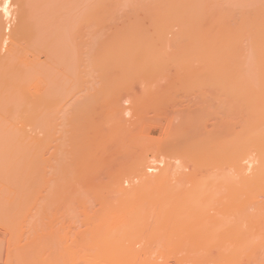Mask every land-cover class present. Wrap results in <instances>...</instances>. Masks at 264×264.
I'll use <instances>...</instances> for the list:
<instances>
[{
    "label": "rangeland",
    "instance_id": "rangeland-1",
    "mask_svg": "<svg viewBox=\"0 0 264 264\" xmlns=\"http://www.w3.org/2000/svg\"><path fill=\"white\" fill-rule=\"evenodd\" d=\"M222 1H219L221 6L218 8L221 12L217 10L221 13L220 15L217 14L216 10L213 11L216 3L215 5L211 4L210 9L212 8L214 16L210 17L211 10L208 14L210 20L211 18L214 19L210 21L206 18L210 22L205 18L202 20V28L199 32L207 35L204 34L206 40L208 36L211 38V33L206 31L209 28L206 27L207 23L209 22L211 25V22L217 19L218 15L221 16V18L218 17V20H221L222 24L216 21L217 26L214 23L216 28L219 27L218 23H220L222 31L229 29L228 27L233 29L232 25L229 26V24L235 23V27L239 24V17L242 13L239 10L242 9L240 4H243L242 6L246 10L245 5L249 9V5L257 7L259 5L256 6V4L261 3L252 0V3L249 4L251 0L245 1V3H243L244 1L238 2V0L235 3L238 2L239 7L236 8L235 3H230L234 0ZM12 2L13 0H9L6 11H4L2 9L4 0H0V13L4 15L2 22L5 20L0 31V36H2L1 48L3 49H0L2 51L1 57L6 53V48L11 47L14 34L9 33H13L11 28L14 29L18 23L19 18L16 19L17 16L15 15H17L18 10H22L17 9L18 6L14 5L17 4L16 1H14L15 3ZM107 2L100 3L103 5L102 8L100 4L98 6L95 4V6L91 2H84L85 4L70 2L69 4V19L75 20L85 13H91L92 17L88 24L84 25L85 30L80 25L79 28L83 29V32L79 33L80 31L76 30V43L74 40L71 43L69 39L68 43L73 49V52L70 49L69 54L71 53V56H69L71 59H75V62L72 60L73 64L68 66L70 69L65 71L68 72V78L63 76V79L69 80H67L66 87L72 83H77L75 81L79 80L80 76L83 86H78L79 89L74 93L75 97L72 96L73 91L72 93L69 92L71 93L70 97H68L69 93L65 94L68 96L64 95V100L65 97L67 98L65 102L62 99L65 107L61 102L60 108L63 112L57 113L54 126L49 128L51 130L48 128L34 129L26 124L28 127L24 125L26 128L19 131L15 130L16 133L15 131L1 132L2 135L4 133L3 136H17L16 134L20 132L21 135L30 140H26L28 142L24 143H0V191L3 190V192L1 191L2 196L0 195L2 198H0L2 200V202L0 201V215L2 216H0V264H264V195L260 191V184L255 179L256 175L253 176L257 173L254 169H258L260 162V155L257 156L258 152H256L258 147L251 148L257 146L254 143L253 146L248 147V150L246 149L247 151L243 156L236 157L233 147H230L231 141L229 139L241 131V127L248 120L247 118L250 120L252 116L251 108L248 109L249 114L247 113V115L246 109L248 107L243 109L240 103L242 100L238 102L239 99L243 98L245 89L240 88L236 91L237 86L235 88L233 83L229 87L230 81L225 73L222 72L223 74H221V69L218 70L219 61H216L219 66L214 63V65L209 66V63L202 65L200 61L197 64L194 62L195 66H191L190 70L186 65L187 62H185V58L190 56L188 45L184 47L186 48L185 51L182 49L183 52L177 50L178 48L173 45L176 40L173 41L176 37L173 33L177 34L181 29L178 27L177 30V26L176 29L171 28L173 29L171 35H169V31L165 34L166 39L163 41L170 47V49L164 48L166 52H163L167 59L164 62L167 63H164L163 67L158 66L159 68L156 65L146 67L140 63L134 67L133 71L132 68H129L133 74L124 79L126 78L125 72L129 69L122 67V65L115 66L111 57H108L111 54L109 47L115 37L114 34L119 33L125 24L130 23L128 21L130 17L132 18L130 20H133L134 16H129V14H132L131 11L134 10L129 11V9L133 8L134 4L132 5L129 1L126 2L131 3L132 6L128 3L119 4L111 0L109 3ZM205 2L210 5V2ZM214 2L217 1L214 0ZM226 3L230 7H234L232 10L236 14V16L234 14L231 17V20L230 18L224 19L226 22L229 20V24L222 20L224 14L221 7L224 5L226 8ZM19 6L21 8V4ZM149 7L154 6L151 4L148 9ZM254 7L250 8L251 11ZM73 8L74 10H72ZM228 9L231 10V8ZM226 10L225 14H227ZM248 11L250 12V10ZM144 12L145 10L138 14L139 23H145L143 24L144 27L148 23L152 25L148 12ZM234 17L238 22H235ZM141 18H148L150 21L145 19L146 22H141L143 20ZM133 21L136 22V19ZM222 21L225 23L223 24ZM149 24L148 26H150ZM210 25L208 24V26ZM173 26L175 27V24ZM235 27L234 29L238 26ZM16 29L13 31L15 32ZM82 33L84 38L81 37ZM77 35H80L81 38L79 39L83 40L77 39ZM3 37L7 39L5 40ZM224 39L221 37L224 42L220 41L225 49ZM246 41L245 44L247 45L242 43V46L248 51L249 43ZM22 45L25 43L22 42ZM87 46L93 47L86 48ZM96 47L98 48L96 49ZM223 47H221L222 50ZM89 49H93V51L90 52ZM209 50L204 52L202 49L199 54L204 53L202 57L205 59L206 54L209 57L212 54L208 52ZM235 50L234 52H236ZM167 51H170L168 52L170 57L166 55ZM232 52L231 55H226L224 52L225 55H221L223 60L219 58L224 61V56H230L229 58L232 60L231 58H234ZM104 53H108V60L110 59L112 63L108 62L106 56H103ZM181 53L184 56H180ZM30 54H28L29 60H33L34 56V62L39 59L38 63L41 64L42 61V63H46L45 54L38 53L39 58L37 59L33 53L32 57ZM220 54L216 55L217 59H214L219 60ZM73 56L74 58H72ZM177 56L180 57L177 59ZM183 57L185 61H182ZM212 59L210 63L213 62ZM225 60L230 61L229 59ZM78 61L80 64L82 62L83 69L76 65ZM176 61L178 62L177 65L180 66L176 67ZM98 62L100 63L98 64ZM226 62L223 64L226 65ZM73 66L79 70L74 69ZM139 66L141 67L139 68ZM58 68L61 69L59 71L62 73L64 68L62 66ZM161 68L163 70H160ZM176 69L180 72L182 70L181 74ZM194 69L195 71H193ZM216 69L220 74L216 72ZM239 83L241 84V82ZM219 84H222L223 88ZM212 86L215 88L213 89ZM225 87L227 88L225 89ZM232 88L235 91H232ZM226 91H228L229 97L226 95ZM229 92L232 95L235 94L234 96L242 94L241 96L237 95V97L239 96L238 100L235 98L238 105L234 104V101L232 102L233 99H230L231 93ZM218 94L219 96H217ZM95 98L96 100H94ZM239 105L243 110L240 109ZM65 111L66 113H64ZM79 111L82 114H79ZM83 114L85 115L82 116ZM117 120L120 126H116L118 125L116 124ZM128 122L130 126H128ZM18 126L22 128L23 125L19 124ZM215 131L217 134L214 133ZM175 132H177L178 137L174 135ZM193 132L195 135H192ZM189 135L191 136L189 137ZM199 141L201 142L199 143ZM190 142L193 144L191 145ZM16 143L18 144L16 145ZM222 145L228 146L227 149H223ZM31 147L32 149H30ZM219 150L222 154L223 152L224 154L227 153L230 161L231 159L239 160V164L235 168L234 164L233 167L229 166L225 162L227 158L224 154L216 162L217 159L215 158L219 159L217 156L221 153ZM76 154H78V158ZM88 154L91 155H89L90 161H86L87 156L85 155ZM15 157L16 159H14ZM73 157L77 159V162ZM43 158L44 162L42 161ZM83 158L84 162L82 161ZM73 162L76 163V166ZM24 163L25 165H23ZM141 163L143 166L139 167ZM42 165L46 168V170L43 168L45 172L40 169L43 167ZM62 165H66V169ZM217 165L218 167H215ZM8 166L13 167L11 169ZM24 166L25 170L22 168L21 170L26 178L22 177L19 181L18 179L21 177L20 167ZM76 167L78 168L76 169ZM7 168H9L10 175L13 172L12 177L8 175ZM67 168L69 169L67 170ZM141 168L144 170L143 173L139 172ZM13 177H18V179L15 180ZM27 177L33 179L35 183L34 185L30 180L29 184H33L30 188L29 184H24V182L28 183ZM227 178L229 179L227 180ZM12 180L15 182H11ZM67 180L70 182L68 183ZM17 181L19 185L22 184V187L18 186ZM257 184L260 187L256 190ZM23 186H25L24 189ZM248 186H250L249 189ZM244 188L248 190L240 193V189ZM236 189H239V193ZM258 190L262 195L257 194ZM21 191L24 192L23 195ZM247 192L255 193L254 197L252 196L253 199L251 198L252 201L250 197L246 199L245 196L247 195L245 194ZM9 193L11 197L8 195ZM240 194L242 195L240 196ZM239 197L242 198L243 202L251 201H249L250 203L244 202L246 204L241 205V207L244 206L241 210H238L239 207L237 206ZM260 203L263 205L261 206ZM3 212L9 213L4 214ZM259 212L263 214L262 217L259 216ZM246 213L255 215L252 217ZM256 214H258L257 220H255ZM226 222H229L230 225ZM10 238H12L11 241Z\"/></svg>",
    "mask_w": 264,
    "mask_h": 264
},
{
    "label": "bare ground",
    "instance_id": "bare-ground-1",
    "mask_svg": "<svg viewBox=\"0 0 264 264\" xmlns=\"http://www.w3.org/2000/svg\"><path fill=\"white\" fill-rule=\"evenodd\" d=\"M16 1L17 4H14L16 6H18L17 9H22L21 11L18 10L17 12V18H19L17 20V24H16V27L13 29L11 28V31L13 33H9V34H14V37L12 39V37H10L13 42H11L12 44L11 47H7L6 48V56L5 54L2 55V57L0 56V134L1 132H6L7 131H19V130H23L24 128V125H29L31 127H33L34 129L35 128H51L54 126V122H55V118L56 116H58V114H60L59 112H63L62 108L61 107V102L63 103L64 107H65V100L67 99L65 97V100H64V95L73 91V94L72 96H74V93L79 89L78 86L82 85L83 86V81L81 82L82 78H78L79 80L75 81L77 83H72L69 87H66L67 85V80L65 81V79H63V76L64 77H67V73L68 72H65L67 71V69H70L68 68V66H71V63L73 64L72 60L75 62V59H71V53L69 54V51L70 49H72V46L68 43L70 40V42H74L76 43L77 40L76 39V30L80 31L79 33L83 32V29H84V25H87L88 24V21L89 19H91V13H85L83 14L82 16L78 17V18H75V20H72V19H69L68 17V12L69 11V7H70V2H76L78 4H83L84 2H91L92 4H96L98 6V4H103L106 3L108 0H13V2ZM19 1V3H18ZM106 1V2H105ZM110 1V0H109ZM109 1L107 3H109ZM111 1H116L117 3L121 4V3H128L131 5L132 3V7L130 10H134V11H131L132 14H129V16H134L133 20L136 19V22H134L133 20H130L132 19L131 17L128 19V17H125L128 19V21H130V23H127V25L125 24V27L119 31V33L117 32V34H114L115 37L113 39V42L112 44H110L111 46L109 47L111 49V54L108 56L107 54L103 55V56H108L109 58L111 57V60L112 62L115 64V66H121L122 67L124 66V68H132V71L134 70V67L140 63H143L144 65L147 66H152V65H156L157 68H159L158 66H161L163 67V64L167 63V62H164V61H167V59L165 58V55L163 52H166L165 50L166 49H170V47H168L169 45H166L165 43H163V41H165L166 37H165V34L169 31V35H171L170 33L172 32L173 33V29L171 28H174L176 29V26H177V30L179 28L180 31L176 34V33H173L175 34L174 36H176L174 38L173 36V45L175 48H178L177 50H182L186 48H184L186 45L189 52H190V56H187L184 60V57L182 59V61L184 60L185 62H187L186 65H188L189 69L194 67L195 64L199 63V61L201 62L202 65L209 63L208 65L211 66V65H217L219 66L218 70L221 69V74H223L222 72L225 73L226 77L228 78V80L230 81V84H229V87L231 85V83H233V85L235 84V88H236V91L237 90H240V88H244L246 92L243 93V98L242 99H239L238 100V97L241 96L242 94H236V96H234L235 94L232 95L231 93L230 94V99H233L232 102L235 104H237V101L240 102L241 100V106L243 109H246V107H248L246 109V114L248 113L249 114V108H251V114L252 116L250 117L251 119L249 120V118H247L249 120H246L245 124L243 125V127H241V131H239L237 134L235 133L234 136H231L230 141H231V145L230 147L234 149V155L236 157H240V156H243V154L245 153V151H247L251 146L254 145H257V146H254V147H251V148H256L258 147V155L259 158H260V162L258 164V169H254L255 171H257V173H255L253 176L256 175V181L257 183L260 184L261 186V189L260 191L263 192L262 194L264 195V2H262L263 0H255V1H259V2H256V3H260V4H256L259 5L257 7H254V9L251 11V9L253 8L252 6H250L249 4L252 3V0L250 1V3L247 5H249V9L248 7H246L245 5V8L246 10L243 8V4H240V8L242 9H239L240 11H242V13L239 11V13H241V16L239 17L240 19V22L238 25H236L235 27V23L233 24H229V20H227L228 22H226V20L224 19H228L230 18L231 20V17L235 14V11H233L232 9H234V7H230V5H228L227 3L225 4L226 5V8L225 6L223 5V7H221L223 9V16H222V20H224L226 23L230 25H232L233 29H230L231 27H228L229 29H225V30H221V27H220V23H221V20H218L219 18H221V16H219L221 13H219L218 11L221 12V10H219V6H221V4L219 5V1H222V0H216L217 2H214V0H126V1H129V2H126L125 0H111ZM205 1H208L210 2V5L206 4ZM225 1V0H223ZM222 1V2H223ZM228 1V0H227ZM235 1H238V0H234V1H231L230 3H235ZM243 2L245 3V1H249V0H239L238 2ZM254 1V2H255ZM9 0H4V3H3V6H2V9L4 11H6V6L8 4ZM12 2V3H13ZM115 2V3H116ZM213 2V3H212ZM221 2V3H222ZM229 2V1H228ZM238 2H236L234 5L236 8H238ZM253 2V3H254ZM15 3V2H14ZM84 3V4H85ZM91 3H89L91 5ZM114 3V5L116 6V4ZM216 3V6L213 7L215 8L213 11L215 12V10L218 12L217 14L218 17H216L217 19H215L213 22H211V25H210V21H212V19L214 18H211V20L209 19V14L210 17L214 16L213 14V11L210 9L211 4L215 5ZM21 4V8H19ZM27 4V5H26ZM73 4V3H72ZM100 4V7L103 6ZM138 4V5H137ZM153 5L154 7H149L148 9V6L150 5ZM255 4H252V5H255ZM263 4V5H262ZM69 5V6H68ZM95 5V6H96ZM126 5V4H124ZM140 5H143L140 7ZM146 5V6H145ZM229 7H228V6ZM82 6V5H81ZM87 6V5H86ZM118 6V5H117ZM136 6V7H135ZM232 6V5H231ZM242 6V7H241ZM262 6V7H261ZM125 7V6H124ZM124 7H122L123 9H125ZM138 7V8H137ZM252 7V8H251ZM260 7V8H259ZM102 8V7H101ZM116 8V7H115ZM119 8V7H118ZM117 8V9H118ZM138 9V10H135V9ZM140 8V10H139ZM146 8V9H145ZM228 8H231V10H229ZM251 8V9H250ZM16 9V10H17ZM227 9V10H226ZM71 10V9H70ZM74 10V8L72 9ZM145 10V12H148V16L149 19L152 21V25H149L148 24L144 27L142 21L146 22L145 19L147 20L148 18H141L143 20H141L142 23H139L140 21L139 20V17H138V14L139 12ZM149 10V11H148ZM211 10V12L208 14V12ZM225 10H226V13L225 14ZM244 10V11H243ZM250 10V12L248 11ZM9 11V10H8ZM96 11V10H94ZM103 11V10H102ZM128 11V10H127ZM126 11V12H127ZM136 11V12H135ZM139 11V12H138ZM228 11V12H227ZM237 11V10H236ZM248 11V12H247ZM12 12V11H11ZM23 14H21V13ZM123 12V11H122ZM124 12V13H126ZM130 12V13H131ZM135 12V13H134ZM138 12V13H137ZM144 12V13H145ZM230 12V13H229ZM79 13V12H78ZM81 13V12H80ZM95 13V12H94ZM118 13V12H117ZM129 13V12H128ZM128 13H127V16H128ZM134 13V14H133ZM229 13V14H228ZM233 13V14H232ZM7 14V12H6ZM19 15H21V17H18ZM72 15V14H71ZM76 15V14H75ZM208 17H207V16ZM227 15V16H226ZM229 15H231L229 17ZM4 15H1L0 13V31H1V28L4 26V22L5 20L2 22V18H3ZM236 16V14H235ZM76 17V16H75ZM123 17V16H122ZM138 17V18H137ZM227 17V18H225ZM72 18V17H71ZM206 19L208 18L209 21L207 23V26L206 27H209L206 29V31L208 33H211V38L208 36L207 40H206V36L203 34V32H199V30L202 28V20L203 19ZM238 18V17H237ZM96 19V18H95ZM148 19V22L150 21ZM234 20H235V17H234ZM20 21V22H19ZM216 21L217 22H220L218 23V28H216ZM15 22V21H14ZM118 22V21H117ZM223 22V21H222ZM223 22V24L225 23ZM235 22H238L237 20H235ZM2 23H3V26H2ZM78 23V25H77ZM175 24V27L173 26ZM177 23V24H176ZM215 23V25H214ZM232 23V22H231ZM7 24V23H5ZM119 24V23H118ZM208 24L210 26H208ZM222 24V23H221ZM81 25V28H79ZM97 26V25H96ZM173 26V27H172ZM214 26V27H213ZM225 26V25H223ZM228 26V25H227ZM13 27V26H12ZM78 29H77V28ZM151 27V28H150ZM179 27V28H178ZM234 27L236 29H234ZM17 28V29H16ZM205 28V27H204ZM220 28V29H219ZM16 31L14 32L13 30ZM81 29V30H80ZM85 30V29H84ZM95 30V29H94ZM88 31V30H87ZM117 31V30H115ZM89 32V31H88ZM105 32V31H104ZM113 32V31H112ZM95 33V32H94ZM83 33L81 34V37H82ZM93 35V34H92ZM96 35V34H95ZM80 35H77V39L81 38L79 37ZM205 36V37H204ZM1 37L0 36V49L1 46H2V41H1ZM74 37V39H73ZM87 37V36H86ZM221 37L222 39L225 40V49L224 47L222 46L223 44L221 43ZM4 38V37H3ZM2 38V39H3ZM8 38V39H10ZM84 38V36L82 37ZM96 38V37H95ZM105 38V37H104ZM5 40L7 38H4ZM3 39V41H4ZM70 39V40H69ZM169 39V38H168ZM74 40V41H73ZM80 41L83 40V39H79ZM78 40V41H79ZM221 40V41H220ZM245 40H247L246 42H248V51L245 50L242 46L243 44H245ZM5 42V41H4ZM22 42L25 43V45H22ZM95 42V40H94ZM224 42V41H223ZM243 43V44H242ZM88 44V43H87ZM222 44V45H221ZM5 45V44H4ZM9 45V46H10ZM91 45V44H89ZM166 45V46H165ZM247 45V44H245ZM74 46V45H73ZM76 46H78V44H76ZM86 46V45H85ZM95 46V45H94ZM207 46V48H206ZM93 46H87L86 48H91ZM223 47V50H225L224 52L226 53V55H231L230 53H234V56L232 54V57L234 58H231L232 60H230V56L227 57V56H224V61L223 60V57H221V55H225L224 52H222V48ZM85 48V47H84ZM98 47H96L97 49ZM166 48V49H164ZM210 50H209V49ZM221 48V49H219ZM5 49V47H4ZM95 49V48H94ZM164 49V50H163ZM202 49L204 50V52L206 50H209L208 52L209 53H212L210 54V57L207 55V57L204 59L202 56L204 55V53H200L199 54V51H202ZM232 49H236L234 52V50ZM3 50V49H2ZM84 50V49H83ZM90 52L91 50L93 51V49H89ZM88 50V51H89ZM218 52H217V51ZM221 50V52H220ZM250 50V51H249ZM212 51V52H211ZM216 51V52H214ZM230 51V52H229ZM2 51L0 50V53ZM43 53L45 54L46 56V63H42L41 61V64L38 63L39 62V56H38V53ZM72 52H73V49H72ZM108 52V51H107ZM168 52L170 51H167V54L168 55ZM181 52V51H180ZM183 52V50H182ZM229 52V53H228ZM248 52V53H247ZM250 52V53H249ZM31 53V54H30ZM35 55V59H37V62L35 60V62L33 61L34 60V56L32 55ZM102 53V52H101ZM185 53V52H184ZM219 53H221L218 58H222V60L219 58V60H216L217 59V56ZM228 53V54H227ZM236 53V55H235ZM28 54H30V56L32 55L33 56V60H29L30 58H28ZM37 54V55H36ZM97 54V53H96ZM215 54V55H213ZM70 55V56H69ZM93 55V54H92ZM202 57H200V56ZM31 56V57H32ZM38 56V57H37ZM41 56V55H40ZM75 56V55H74ZM74 56L72 58H74ZM169 56V55H168ZM166 56V57H168ZM180 56H184L183 53L180 54ZM179 56V57H180ZM212 56V57H211ZM93 57V56H91ZM108 57H107V60H108ZM170 57V56H169ZM174 57V56H172ZM177 56V59L179 58ZM81 58V57H79ZM166 60H165V59ZM176 58V57H175ZM182 58V57H181ZM210 58V60H209ZM211 58L212 59V63H210L211 61ZM216 58V59H214ZM32 59V58H31ZM83 59V58H82ZM81 59V60H82ZM170 59V58H169ZM175 59V60H177ZM198 59V62H196ZM200 59V60H199ZM225 59H229L230 61H232L230 63V61H227ZM71 60V61H70ZM79 60V59H77ZM107 60H105L107 62ZM207 60V61H206ZM70 61V62H69ZM80 61V60H79ZM77 62L76 65H78L79 67L81 66L80 62ZM110 61V59L108 60V62ZM178 61V60H177ZM176 61V65H177V62ZM206 61V62H205ZM219 61V63L217 62ZM228 62V65H227V62ZM94 62V61H93ZM105 62V64H106ZM111 62V61H110ZM111 62V63H112ZM169 62V61H168ZM184 62V64H185ZM195 62V64H194ZM216 62V63H215ZM222 62V63H221ZM226 62V65L223 64ZM70 63V64H69ZM79 63V64H78ZM84 63V62H83ZM100 62H98L99 64ZM180 63V62H179ZM214 63V64H213ZM104 64V65H105ZM182 64V63H180ZM192 64V65H191ZM219 64V65H218ZM232 64V65H231ZM103 65V64H102ZM179 65V64H178ZM178 65L176 67H178ZM185 65V66H186ZM222 65V67H221ZM62 66L64 68L63 71H61L62 73H60L59 70H61L60 67ZM154 66V67H156ZM167 66V65H166ZM180 66V65H179ZM192 66V67H191ZM198 66V65H196ZM224 66V67H223ZM74 67V66H73ZM82 67V66H81ZM80 67V68H81ZM121 67V68H122ZM141 66H139L140 68ZM153 67V66H152ZM175 67V68H176ZM183 67V66H182ZM199 67V66H198ZM221 67V68H220ZM62 68V69H63ZM88 68V66H87ZM180 68V67H179ZM186 68V67H185ZM210 68V67H209ZM214 68V66H213ZM74 69H76L74 67ZM83 69V67H82ZM166 69V68H165ZM76 70H79V69H76ZM131 69H129L128 71L125 72L126 74V78L124 79H127V77H129L131 74H133V72L131 73L130 71ZM160 70H163V68H161ZM175 70V69H174ZM177 70V69H176ZM181 70V69H180ZM191 70V69H190ZM217 70V69H216ZM216 71L219 73V71ZM224 70V71H222ZM69 71V70H68ZM91 71V70H90ZM179 71V70H177ZM176 71V72H177ZM195 71V69L193 70ZM81 72V71H80ZM180 72V71H179ZM182 72V70H181ZM180 72V74H181ZM208 72V71H207ZM86 73V72H85ZM155 74V72H154ZM161 74V73H160ZM187 74V72H186ZM213 74V72H212ZM220 74V73H219ZM62 75V76H61ZM80 75V73H79ZM82 75V74H81ZM91 75V74H90ZM147 75V74H146ZM158 75V74H157ZM176 75V74H175ZM69 76V75H68ZM210 76V75H209ZM213 76V75H212ZM217 76V75H215ZM219 76V75H218ZM77 77V76H76ZM68 78V77H67ZM71 78H73L71 76ZM100 78V77H99ZM134 78V77H133ZM160 78V77H159ZM210 78V77H209ZM213 78V77H212ZM220 78V77H219ZM221 78H224L221 76ZM74 79V78H73ZM81 79V80H80ZM211 79V78H210ZM215 79V78H214ZM132 80V79H130ZM141 80V79H139ZM212 80V79H211ZM227 80V79H225ZM69 81V80H68ZM189 81V80H187ZM74 82V81H72ZM145 82V81H144ZM210 82V81H209ZM237 82V83H236ZM241 82V84L239 83ZM127 83V82H126ZM130 83V81H129ZM147 83V82H146ZM185 83V82H184ZM211 83V82H210ZM241 87H240V85ZM183 84V83H182ZM187 84V83H186ZM212 84V83H211ZM210 84V85H211ZM238 84V85H236ZM188 85V84H187ZM209 85V86H210ZM213 85V84H212ZM221 85L220 87H222V84H219ZM219 85H215V86H219ZM254 85V86H253ZM215 86H212V88L214 89ZM226 86V85H225ZM244 86V87H243ZM83 88V87H82ZM102 88V86H101ZM200 88V87H199ZM217 88V87H216ZM223 88V87H222ZM221 88V89H222ZM227 87H225L226 89ZM103 89V88H102ZM105 90V89H104ZM201 90V89H200ZM216 90V89H215ZM220 90V88H219ZM80 91V90H79ZM82 91V90H81ZM223 91V89H222ZM225 91V90H224ZM232 91H235L233 88H232ZM219 92V91H218ZM217 92V93H218ZM229 97V94H228V91H226ZM225 92V93H226ZM240 92V91H239ZM71 93H69L68 95H65V96H68L70 97L71 96ZM224 93V92H223ZM77 94V93H76ZM237 95H239L237 97ZM97 96V95H96ZM219 96V94L217 95ZM222 96V95H221ZM220 96V97H221ZM224 96V95H223ZM75 97V96H74ZM77 97V96H76ZM95 97V96H94ZM142 97V96H141ZM225 97V96H224ZM227 97V98H228ZM234 97V98H232ZM237 98V100L235 99ZM62 99L64 100V102L62 101ZM75 100V99H74ZM96 100V98L94 99ZM100 100V99H99ZM221 100V99H220ZM67 101V100H66ZM221 102V101H220ZM87 103V102H86ZM67 104V103H66ZM221 104V103H220ZM62 105V106H63ZM77 105H79L77 103ZM232 105V104H231ZM238 105V104H237ZM88 106V105H87ZM240 106V105H239ZM240 106V109H242ZM224 107V106H222ZM230 107V105H229ZM89 108V107H88ZM93 108V107H92ZM239 108V107H238ZM237 108V110H238ZM232 109V108H231ZM242 109V110H243ZM233 111V109H232ZM195 112V111H194ZM234 112V111H233ZM58 113V114H57ZM66 113V111L64 112ZM224 113V111H223ZM236 113V112H235ZM63 114V113H62ZM79 114H82L81 111H79ZM243 114V113H242ZM245 114V115H246ZM247 114V115H248ZM73 115V114H72ZM85 114H83L82 116H84ZM229 115V114H228ZM244 115V114H243ZM227 116V115H226ZM109 117V116H108ZM107 117V118H108ZM116 117V116H115ZM225 117V116H224ZM243 117V116H242ZM247 117V116H246ZM77 118V117H75ZM82 118V117H81ZM112 118V117H111ZM187 118V117H186ZM229 118V117H228ZM234 118V117H233ZM116 119V118H115ZM118 119V118H117ZM225 119V118H224ZM66 120V119H65ZM79 120L81 121V119L79 118ZM112 120V119H111ZM114 120V119H113ZM203 120V119H202ZM233 120V119H232ZM66 122V121H65ZM64 122V123H65ZM75 122V121H73ZM115 123V121H113ZM121 122V121H120ZM119 121L117 120L116 121V124H118ZM19 124H22L23 126H21L22 128H20V126H18ZM120 124V123H119ZM116 125V126H120V125ZM241 124V123H240ZM26 125V126H27ZM113 126V125H112ZM128 126L129 125V122H128ZM188 126V125H187ZM191 126V125H190ZM199 126V125H197ZM201 126V125H200ZM242 126V124H241ZM28 127V126H27ZM30 127V128H31ZM219 127V126H218ZM177 128V127H176ZM195 128V126H194ZM220 128V127H219ZM237 128V127H236ZM112 129H114L112 127ZM200 129V128H199ZM213 129V128H212ZM51 130V129H49ZM117 130V129H116ZM181 130V129H180ZM196 130V129H195ZM219 130V129H218ZM15 131V133L17 132ZM190 131V130H189ZM188 131V132H189ZM198 131V130H197ZM206 131V130H204ZM221 131V130H220ZM30 132V130H29ZM49 132V131H48ZM185 132V131H184ZM196 132V131H195ZM10 133V132H9ZM47 133V132H46ZM174 133V132H173ZM177 132H175L174 135H176ZM206 133V132H205ZM216 133V131L214 132ZM20 134V135H18ZM18 134H16L17 136H3L1 134L0 135V143L1 142H4V143H10V142H18V143H24V142H28L26 140H30L29 138L27 139L26 136L24 135H21L22 133L18 132ZM48 134V133H47ZM180 134V133H179ZM194 134V132L192 133V135ZM217 134V133H216ZM221 134V133H220ZM13 135V134H12ZM27 135V134H26ZM182 135V134H181ZM180 135V136H181ZM195 135V134H194ZM227 135V134H226ZM74 136V135H73ZM191 135H189L190 137ZM214 136V134H213ZM212 136V137H213ZM176 137H178L176 135ZM175 137V139H176ZM182 137V136H181ZM187 137V136H186ZM194 137V136H193ZM215 137V136H214ZM230 137V136H229ZM185 138V137H183ZM188 138V137H187ZM203 138V137H201ZM38 139V138H36ZM46 139V138H45ZM79 139V137H78ZM190 139V138H189ZM207 139V138H205ZM224 139V137H223ZM227 139H228V136H227ZM228 139V140H229ZM80 140V139H79ZM192 141V139H190ZM194 140V139H193ZM200 140V139H199ZM220 140V139H219ZM225 140V139H224ZM222 141V140H221ZM77 142V140H76ZM201 141H199L200 143ZM219 142V141H218ZM16 143V145L18 144ZM222 143V142H221ZM12 144V143H10ZM28 144V143H27ZM48 144V143H47ZM46 144V146H48ZM79 144V142H78ZM190 144L192 145L193 143L190 142ZM214 144V143H213ZM1 145V144H0ZM3 145V143H2ZM30 145V144H29ZM80 145V144H79ZM195 145V143H194ZM8 146V145H7ZM13 146V145H12ZM201 146V145H199ZM223 146V149H227V147H225V145H222ZM250 146V147H249ZM263 146V147H262ZM225 147V148H224ZM249 147V148H248ZM44 148V147H43ZM205 148V147H203ZM220 148V147H219ZM13 149V148H12ZM27 149V148H26ZM32 149V147L30 148ZM29 149V150H30ZM195 149V148H193ZM247 149V150H246ZM184 150V149H183ZM26 151V150H25ZM85 151V150H84ZM214 151V150H213ZM220 151V150H219ZM14 152V151H13ZM24 152V151H23ZM22 152V153H23ZM37 152V151H35ZM83 152V151H82ZM221 152V151H220ZM255 152V151H254ZM17 153V152H16ZM76 153V152H75ZM12 154V153H11ZM79 154V153H78ZM78 154H76L77 158H78ZM86 154V153H85ZM224 154V152H223ZM222 152L217 156L219 157L218 158H215L217 159L216 162L218 160H220V157L221 155L223 156ZM20 155V153H19ZM89 155H85L87 156L86 158V161H90L89 159ZM91 155H93L91 153ZM90 155V156H91ZM200 155V154H199ZM211 155V154H210ZM215 155V154H214ZM225 157L228 159L230 158L227 153L224 154ZM9 156V155H8ZM11 156V155H10ZM14 156V154H13ZM80 156V155H79ZM234 156V158H235ZM83 157V156H82ZM190 157V156H189ZM203 157V156H201ZM210 157V156H209ZM214 157V156H213ZM26 158V157H25ZM75 162H77L75 159V157H73ZM206 158V157H205ZM9 159V158H8ZM16 159V157L14 158ZM57 159V158H56ZM201 159V158H199ZM203 159V158H202ZM201 159V160H202ZM207 159V158H206ZM214 159V158H213ZM212 159V161H214ZM227 159L225 160V162H227L226 164H228L229 166L231 165V167L238 165L239 164V160H233L231 159H228L229 162L227 161ZM13 160V159H12ZM42 160V159H41ZM205 160V159H204ZM210 160V159H209ZM233 160V161H232ZM26 161V160H25ZM44 162V158L42 160ZM66 161V160H65ZM83 162L85 161L84 158L82 160ZM238 163H236V162ZM257 161V160H256ZM7 162H10V161H7ZM16 162V161H15ZM80 161V163H83ZM92 162V161H91ZM202 162V161H200ZM231 162V164H230ZM12 163V161H11ZM9 163V164H11ZM49 163V162H48ZM74 163V162H73ZM205 163V162H204ZM215 163V162H213ZM1 164V162H0ZM45 164V163H44ZM76 163H74L75 165ZM78 164V163H77ZM147 164V163H146ZM198 164V163H197ZM212 164V163H211ZM234 164V165H233ZM7 165V164H6ZM16 165V164H15ZM25 165V163L23 164ZM22 165V166H23ZM216 165V163H215ZM233 165V166H232ZM255 165V164H254ZM11 166V165H10ZM8 166V167H10ZM14 166V165H13ZM12 166V167H13ZM43 166V165H42ZM64 166V165H62ZM66 166V165H65ZM64 166V167H65ZM76 166V165H75ZM74 166V167H75ZM139 166V165H138ZM143 166V164L141 163L139 167ZM201 166V165H199ZM214 166V165H213ZM227 166V165H226ZM12 167H10L12 169ZM17 167V166H16ZM45 166H43L42 168H40L42 171L46 168H44ZM53 167V166H52ZM138 167V169H139ZM215 167H218L215 166ZM220 167V166H219ZM24 169L25 170V166L24 167H20V170ZM44 168V169H43ZM78 167H76L77 169ZM93 168V167H92ZM133 168V167H132ZM143 168V167H142ZM142 168L139 170V172L143 173L144 170H142ZM201 168V167H199ZM239 169V166L237 167ZM256 168V167H255ZM10 169V170H11ZM66 169V167H65ZM69 168H67L68 170ZM72 169V168H71ZM134 169V168H133ZM167 169V168H166ZM6 170H8L7 172L9 173V168H7ZM5 170V171H6ZM15 170V169H13ZM12 170V171H13ZM17 171L19 170L18 168L16 169ZM22 170H21V177H19L20 175V172H19V179L18 177L15 178L13 177L15 180H21L22 177H25L24 174H22ZM44 170V172H45ZM74 170V169H73ZM89 170V169H88ZM202 170V169H201ZM232 170V169H231ZM241 170V169H240ZM252 170V169H251ZM4 171V170H3ZM16 171V172H17ZM71 171V170H70ZM75 171V170H74ZM87 171V170H85ZM138 171V170H137ZM136 171V172H137ZM169 171V169H168ZM167 171V172H168ZM239 171V170H238ZM24 172V171H23ZM61 172V171H60ZM237 172V170H236ZM49 173V172H48ZM75 173V172H74ZM146 173V172H144ZM13 174V172H11V175ZM16 174V173H15ZM14 174V175H15ZM96 174V173H95ZM161 174V173H160ZM237 174V173H236ZM245 174V173H244ZM253 174V173H252ZM10 175V173L8 174ZM10 175V177H12ZM17 175V174H16ZM23 175V176H22ZM28 176V174H26ZM30 175V174H29ZM47 175V174H46ZM50 175V174H49ZM66 175V174H65ZM69 175V174H67ZM73 175V174H72ZM227 176V174H225ZM229 175V174H228ZM45 176V175H44ZM64 176V175H63ZM75 176V175H74ZM165 176V174H164ZM50 177V176H49ZM224 177V176H223ZM26 178V177H25ZM23 178V179H25ZM28 178V177H27ZM30 178H33V177H30ZM70 178V177H69ZM12 179V178H11ZM43 180V177L41 178ZM229 178H227L228 180ZM31 179H26V181H28V183L24 182V184H29ZM40 180V179H39ZM81 180V179H80ZM249 180V179H248ZM25 181V180H24ZM218 181V180H217ZM11 182H15V181H11ZM18 182V181H17ZM33 182V179L31 180V183ZM50 182V181H48ZM67 182L69 183L70 181L67 180ZM219 182V181H218ZM255 182V181H254ZM3 183V182H2ZM31 183L29 184V188L33 185H31ZM34 183V182H33ZM256 183V182H255ZM263 183V184H262ZM18 186H21L22 187V184L19 185V182L17 183ZM46 184V183H45ZM219 184V183H218ZM258 185V187H256V190L257 188H259L260 186ZM4 185V184H2ZM2 185H1V188H2ZM35 185V183H34ZM47 185V184H46ZM209 185V184H208ZM17 186V187H18ZM49 186V185H48ZM4 187V186H3ZM21 187H19V189H21ZM25 186H23V189H24ZM38 187V186H37ZM50 187V186H49ZM66 187V186H65ZM81 187V186H80ZM34 188V187H33ZM64 188V187H63ZM233 188V187H232ZM248 189L250 188V186L247 187ZM252 188V186H251ZM17 189V188H15ZM22 189V190H23ZM28 189V187H27ZM49 189V188H48ZM247 189V190H248ZM31 190V189H30ZM84 190V189H83ZM214 190V189H213ZM235 190V188H234ZM244 189H236V191L240 192H244V191H247ZM255 190V191H256ZM3 192V190H1ZM1 191H0V195L2 196L1 194ZM29 191V190H27ZM6 192V191H4ZM9 192V191H8ZM17 192H19V190L17 189ZM22 192V193H21ZM20 193L23 195V193H27L26 190L21 191ZM237 192H235L237 194ZM238 192V193H239ZM254 192V191H253ZM252 192V193H253ZM258 192V193H257ZM256 193L257 194H261V192H259V190L257 191ZM33 193V192H32ZM36 193V192H35ZM234 193V192H233ZM34 194V193H33ZM243 195L245 193H242ZM240 194V196L242 195ZM259 194V196H260ZM261 194V195H262ZM8 195H10L11 197V194L9 193ZM47 195V194H46ZM235 195V194H234ZM247 196L246 199L250 197V200L252 198V196L254 197L255 193L253 194H250L249 192H247V194H245ZM4 196V195H3ZM27 196V195H26ZM33 196V195H32ZM239 196V195H238ZM236 196V197H238ZM14 197V196H13ZM12 197V198H13ZM36 197V196H35ZM244 197V196H242ZM258 197V196H257ZM1 198V197H0ZM5 198V196H4ZM2 199V198H1ZM0 199V201L2 202V200ZM16 200V198H14ZM22 199V198H21ZM62 199V198H61ZM60 199V201H61ZM237 199V198H236ZM239 199V202H240V205L239 202H237V206L239 207L238 210L240 209H243L241 205L243 204H246V203H250L249 201H244L246 203H244L242 201V198H238ZM237 199V200H238ZM241 199V201H240ZM253 199V198H252ZM20 200V199H19ZM245 200V198H244ZM256 200V199H255ZM254 200V201H255ZM6 201V200H4ZM29 201V200H28ZM59 201V200H58ZM23 202V201H22ZM15 203V202H14ZM13 203V204H14ZM17 203V202H16ZM4 204V203H3ZM12 204V203H11ZM12 204V205H13ZM261 204V203H260ZM264 204V203H263ZM261 204V206L263 205ZM17 205V204H15ZM259 205V204H258ZM27 206V205H26ZM8 207V206H7ZM6 207V208H7ZM20 207V206H19ZM241 207V208H240ZM252 207V206H251ZM255 207V206H254ZM5 208V210H6ZM26 209V208H25ZM19 210V209H18ZM23 210V208H22ZM263 210V209H262ZM25 211V210H24ZM260 211V210H258ZM257 211V212H258ZM14 212V210H13ZM23 212V211H22ZM222 212V211H221ZM224 212V211H223ZM247 212V211H246ZM249 212V211H248ZM256 212V211H255ZM262 212V211H261ZM259 212V216H263V214ZM2 213V212H1ZM4 213V212H3ZM6 213H9V212H6ZM4 213V214H6ZM16 213V212H14ZM225 214V213H224ZM247 214V213H246ZM251 215V213H249ZM247 214V215H249ZM19 215V213H18ZM17 215V216H18ZM234 215V214H233ZM255 215V214H254ZM253 215V216H254ZM257 216L255 217V220H257L258 218V214H256ZM1 216V215H0ZM8 216V215H6ZM16 216V215H15ZM199 216V214H198ZM252 216V215H251ZM252 216V217H253ZM261 216V217H262ZM2 217V216H1ZM233 217V216H232ZM247 217V216H246ZM264 217V216H263ZM17 218V217H16ZM224 218V217H222ZM257 218V219H256ZM9 219V218H8ZM16 220V219H15ZM226 220V219H225ZM234 220V219H233ZM251 220V219H250ZM254 220V219H253ZM18 221V219L16 220ZM227 221V220H226ZM249 221V220H248ZM260 221V219H259ZM207 222V221H205ZM258 222V221H257ZM194 223V222H193ZM229 222H226V224H228ZM203 224V223H202ZM10 225V224H9ZM8 225V226H9ZM205 225V224H204ZM230 225V224H228ZM232 225V223H231ZM11 226V225H10ZM9 226V227H10ZM246 226V225H245ZM118 227V226H117ZM120 227V226H119ZM212 228V227H211ZM6 229V228H5ZM16 229V228H15ZM124 229V227H123ZM204 229V228H203ZM206 229V228H205ZM127 230V228H126ZM109 231V230H108ZM123 231V230H122ZM121 231V232H122ZM105 232V231H104ZM13 233V232H12ZM108 234V233H107ZM201 234V233H200ZM13 235V234H12ZM121 235V234H120ZM122 236V235H121ZM197 236V235H196ZM12 238H10V241H11ZM20 239V238H19ZM112 240V238H111ZM3 242V241H1ZM5 242V241H4ZM129 253V252H128ZM1 257V256H0ZM14 258V257H13ZM1 260V259H0Z\"/></svg>",
    "mask_w": 264,
    "mask_h": 264
}]
</instances>
